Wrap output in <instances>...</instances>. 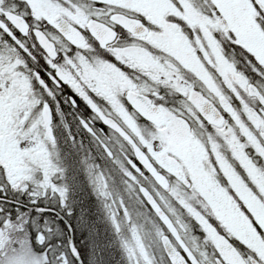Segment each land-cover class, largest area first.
I'll return each instance as SVG.
<instances>
[{"label":"snow or ice","instance_id":"snow-or-ice-1","mask_svg":"<svg viewBox=\"0 0 264 264\" xmlns=\"http://www.w3.org/2000/svg\"><path fill=\"white\" fill-rule=\"evenodd\" d=\"M0 264H264V0H0Z\"/></svg>","mask_w":264,"mask_h":264}]
</instances>
